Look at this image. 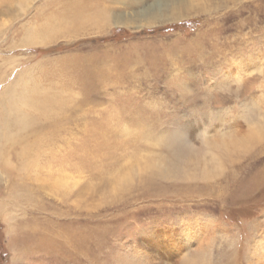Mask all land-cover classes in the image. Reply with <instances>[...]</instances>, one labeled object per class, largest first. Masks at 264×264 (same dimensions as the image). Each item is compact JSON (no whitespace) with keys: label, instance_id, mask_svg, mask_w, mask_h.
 Segmentation results:
<instances>
[{"label":"rangeland","instance_id":"374dc122","mask_svg":"<svg viewBox=\"0 0 264 264\" xmlns=\"http://www.w3.org/2000/svg\"><path fill=\"white\" fill-rule=\"evenodd\" d=\"M263 238L264 0H0V264H264Z\"/></svg>","mask_w":264,"mask_h":264},{"label":"bare ground","instance_id":"6f19581e","mask_svg":"<svg viewBox=\"0 0 264 264\" xmlns=\"http://www.w3.org/2000/svg\"><path fill=\"white\" fill-rule=\"evenodd\" d=\"M186 8V7H185ZM181 9V8H180ZM183 10V9H182ZM179 14V12L177 13ZM181 17V16H180ZM18 106V103L16 101L15 98H13L9 103H8V107H9V110L7 109L6 110V123L8 122L10 124V122H12V124H17V123H25L26 122V118H22L23 114L22 112L20 111H17L19 110L17 108ZM7 107V108H8ZM8 124V126H9ZM11 125V124H10ZM229 151V150H228ZM231 158V157H230ZM264 240V238H263ZM264 252V251H263Z\"/></svg>","mask_w":264,"mask_h":264}]
</instances>
